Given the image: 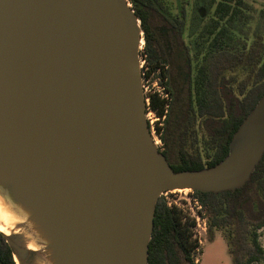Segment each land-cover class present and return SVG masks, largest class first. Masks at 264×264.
<instances>
[{"label":"water","instance_id":"water-1","mask_svg":"<svg viewBox=\"0 0 264 264\" xmlns=\"http://www.w3.org/2000/svg\"><path fill=\"white\" fill-rule=\"evenodd\" d=\"M143 45L129 0H0V198L21 221L23 236L3 234L16 263L149 264L163 192H235L255 172L264 95L218 165L172 170L148 129Z\"/></svg>","mask_w":264,"mask_h":264},{"label":"trees","instance_id":"trees-1","mask_svg":"<svg viewBox=\"0 0 264 264\" xmlns=\"http://www.w3.org/2000/svg\"><path fill=\"white\" fill-rule=\"evenodd\" d=\"M129 3L143 30L145 76L167 79L164 85L170 94L169 103L157 94L149 96L150 109L158 117L165 116L160 152L175 173L215 167L227 157L234 133L264 95V46L253 56L258 69L251 84L245 81L235 90L225 76L243 61L240 51L247 48L245 28L253 14L258 12L264 23V4L256 0H197L193 20L203 27L192 55L183 37L185 6L190 0H183L175 16L160 0ZM189 139L193 147L201 139L203 154L189 149ZM194 192L208 221V241H214V230L224 231L233 264L264 263L259 243V231L264 229V155L250 180L235 192ZM193 227L194 222L169 209L160 198L149 264H195L193 254L199 244ZM0 264H17L1 232Z\"/></svg>","mask_w":264,"mask_h":264},{"label":"rangeland","instance_id":"rangeland-1","mask_svg":"<svg viewBox=\"0 0 264 264\" xmlns=\"http://www.w3.org/2000/svg\"><path fill=\"white\" fill-rule=\"evenodd\" d=\"M160 1L163 3L165 8L172 16H175L177 13H179L181 7L183 6V0ZM196 1L197 0H190V4L185 6L187 24L184 30L183 37L192 55L194 54L196 48L195 42L197 35L200 33L203 27V24L200 23L198 20H193V10ZM257 2L261 3L259 1ZM203 17L205 18V15H203ZM205 22H207V19H205ZM245 29L248 33L247 48L245 50L240 51V53L243 55V61L236 65L232 71L225 73L226 78L232 81L231 84L235 88V90H237L238 87L245 81L250 84L253 82L255 78V73L258 69L257 61L253 56L257 51L261 49V47L264 46V23L259 20L258 12L253 14V19ZM234 34L237 36L236 32H234ZM145 65L146 63L143 64V67ZM144 71L146 70L144 69ZM156 81L157 80L153 76L149 78L146 77V83L144 84V86H146V91L148 94L153 93V84ZM152 117L153 119L155 118L153 115ZM188 143L190 150H195L196 152L198 151V153L201 152L203 154L204 151L201 139H199L198 142L195 143L194 147L192 146V139H189ZM161 144L162 146L159 148V151H162L164 147L163 141H161ZM214 235L215 240L213 242L208 241V234L202 238V245L200 247L201 253H199L200 255L198 256L199 260L201 261V263L199 264H233L232 258L228 253L227 244L223 238L224 231L214 230ZM207 244L208 246L206 247ZM204 247L206 248L203 251Z\"/></svg>","mask_w":264,"mask_h":264},{"label":"built area","instance_id":"built-area-1","mask_svg":"<svg viewBox=\"0 0 264 264\" xmlns=\"http://www.w3.org/2000/svg\"><path fill=\"white\" fill-rule=\"evenodd\" d=\"M146 63L145 60L141 57V65H142V74H143V89L146 97V120L148 123V129L150 132V136L152 138L153 143L158 147V149L162 146V135H163V122L165 120V116L158 117L154 111L150 109V98L151 94H157L162 100L169 103L170 94L167 91L164 83H166L167 79H156L157 81L153 84L154 90L153 93L148 94L146 91V76L143 64ZM168 105L166 106L167 113ZM152 115L155 117L153 119ZM162 121V122H161ZM160 128V130H158ZM166 206L172 210H178L182 212L187 218H189L192 222H194L193 233L194 238L198 241L199 247L195 250L193 254V259L195 264H199V253H201V245L202 238L208 234V221L204 214L202 204L196 195V193L192 190H175V191H165L161 194V197ZM259 243L261 248L264 251V229L259 231Z\"/></svg>","mask_w":264,"mask_h":264},{"label":"bare ground","instance_id":"bare-ground-1","mask_svg":"<svg viewBox=\"0 0 264 264\" xmlns=\"http://www.w3.org/2000/svg\"><path fill=\"white\" fill-rule=\"evenodd\" d=\"M20 219L12 212L10 207L0 198V232L6 236L18 234L23 236L21 229L17 228L20 223ZM22 244L29 250H37V247L28 240V237L24 238ZM19 264V262L17 261ZM33 264H45L39 260H35Z\"/></svg>","mask_w":264,"mask_h":264},{"label":"crops","instance_id":"crops-1","mask_svg":"<svg viewBox=\"0 0 264 264\" xmlns=\"http://www.w3.org/2000/svg\"><path fill=\"white\" fill-rule=\"evenodd\" d=\"M257 1H259V2H261V3L264 4V0H257ZM214 240H215V239H214ZM208 244H209V243H208ZM208 244L206 245V247L208 246ZM206 247H204L203 251L205 250ZM203 251H202V252H203ZM200 263H201V261H200Z\"/></svg>","mask_w":264,"mask_h":264}]
</instances>
